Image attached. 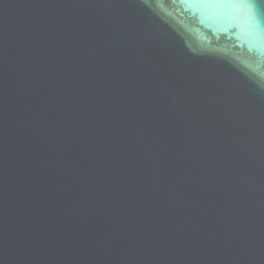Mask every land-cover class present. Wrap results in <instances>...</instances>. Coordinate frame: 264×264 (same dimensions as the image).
Returning <instances> with one entry per match:
<instances>
[{
  "label": "water",
  "instance_id": "1",
  "mask_svg": "<svg viewBox=\"0 0 264 264\" xmlns=\"http://www.w3.org/2000/svg\"><path fill=\"white\" fill-rule=\"evenodd\" d=\"M0 264H264V0H0Z\"/></svg>",
  "mask_w": 264,
  "mask_h": 264
},
{
  "label": "snow or ice",
  "instance_id": "2",
  "mask_svg": "<svg viewBox=\"0 0 264 264\" xmlns=\"http://www.w3.org/2000/svg\"><path fill=\"white\" fill-rule=\"evenodd\" d=\"M204 2L209 4H227L233 2V0H204Z\"/></svg>",
  "mask_w": 264,
  "mask_h": 264
}]
</instances>
